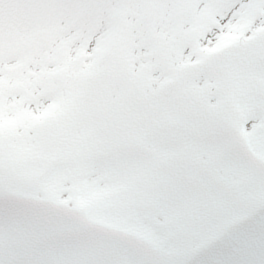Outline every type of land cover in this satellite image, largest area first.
<instances>
[{
    "label": "snow or ice",
    "instance_id": "1",
    "mask_svg": "<svg viewBox=\"0 0 264 264\" xmlns=\"http://www.w3.org/2000/svg\"><path fill=\"white\" fill-rule=\"evenodd\" d=\"M0 264H264V0H0Z\"/></svg>",
    "mask_w": 264,
    "mask_h": 264
}]
</instances>
